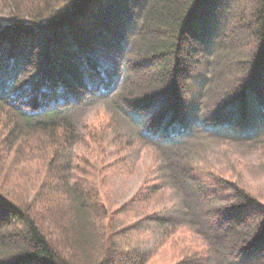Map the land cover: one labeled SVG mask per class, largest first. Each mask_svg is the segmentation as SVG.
I'll return each instance as SVG.
<instances>
[{"label":"trees","instance_id":"trees-1","mask_svg":"<svg viewBox=\"0 0 264 264\" xmlns=\"http://www.w3.org/2000/svg\"><path fill=\"white\" fill-rule=\"evenodd\" d=\"M220 1L210 10L213 0H135L124 15L119 0H24L0 20L6 141L40 134L58 161L29 203L0 189V264H147L143 231L164 238L158 249L196 237L203 250L181 264H264V204L191 143L204 134L264 143V0ZM196 28L202 68L183 100ZM102 49L117 52L121 66L106 63ZM145 65L154 70L136 74ZM196 87L203 91L193 95ZM88 101L121 118L111 120L115 132L132 133L127 145L157 152L153 181L116 209L78 156L95 138Z\"/></svg>","mask_w":264,"mask_h":264},{"label":"rangeland","instance_id":"rangeland-1","mask_svg":"<svg viewBox=\"0 0 264 264\" xmlns=\"http://www.w3.org/2000/svg\"><path fill=\"white\" fill-rule=\"evenodd\" d=\"M15 1L17 0H0L1 22L7 23L12 20V16L18 12L17 10L22 6L24 0ZM119 2L121 6L119 10L125 12L124 15H128L130 11L134 10L135 0H119ZM216 2L217 0H213V3L207 9H213ZM206 12L210 13L209 10H205ZM203 20L205 21V19ZM201 22L203 21L201 20L199 24ZM198 30L196 28L193 31L196 37L191 38V46L189 45V53L192 58L187 62V67H185V73L181 80V97H183V100L188 89L194 85V77L196 76L194 74L202 68L201 33ZM151 33L155 34L156 31H151ZM234 33L238 35L240 29L234 30ZM218 37H216V41ZM137 50L132 60H135ZM101 52L103 53V58H106L104 60L106 63H113L119 66L123 63L117 52L113 50L104 52L103 49ZM209 60H211V56ZM151 67V65H145V68L139 69L136 74L142 77L148 71L154 70ZM196 89L197 87L193 95L200 94L203 91L197 90L196 93ZM88 103L89 101L86 104ZM214 109L217 110L216 107ZM83 116L88 117L90 122L88 126L95 131V138L92 141L85 140L83 146H77L81 164H89L90 167H93L94 176L91 180H95L97 184L99 183L102 194L107 195L113 209L119 208L124 203H127L142 186H146L150 180L153 181L152 178L155 177L153 175L155 174L153 163L157 157V152L151 147H142L139 144L127 145V142L131 144L130 141H135L132 133L130 130L115 132L116 130L118 131V128L114 127L115 123L112 122L111 118L114 122H118L121 118H118L115 113L112 115L111 109L106 103L100 101L90 102L86 106ZM5 117L6 109L0 106V189L9 197H21L29 203L36 198L35 195L39 191L42 194L46 190L44 188L45 185L51 183L52 177L48 173L58 161L52 152L43 147L44 145L48 147L50 143L40 134L31 133L24 140L18 138L14 141L11 139L13 142L11 140L6 141L7 135L4 124H2ZM119 126L122 128L121 123L118 124ZM201 136L193 139L191 143L194 145V150L203 154L205 164L218 172V174L236 181L252 191L264 204V143H229L218 137L205 134ZM121 137H123L122 142H120ZM37 140L41 141L37 142ZM152 183L156 184V182ZM152 194H148L146 197L149 198ZM151 198L158 199L159 196L155 195ZM163 203L164 200L161 199L155 209L159 205H163ZM150 204L152 205L153 202H150ZM159 207L162 208V206ZM137 220L129 221L125 225ZM153 232L154 235L144 231L137 233L139 245L143 246L146 252L152 253V258L147 264H181L184 258H189L191 255L196 254L197 251L199 252L198 255H200V251L203 250V247L198 250L200 246L196 237H186L185 242L180 243L179 241L175 248L167 244L163 248L158 249L157 242H162L164 238L161 237L160 240V236H156L158 233L156 231ZM202 253L204 254V252Z\"/></svg>","mask_w":264,"mask_h":264}]
</instances>
